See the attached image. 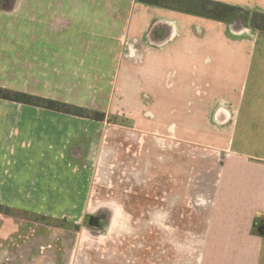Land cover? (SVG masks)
<instances>
[{"label": "crops", "instance_id": "0c3cea01", "mask_svg": "<svg viewBox=\"0 0 264 264\" xmlns=\"http://www.w3.org/2000/svg\"><path fill=\"white\" fill-rule=\"evenodd\" d=\"M211 1L264 14V0ZM261 34L248 25L137 0H0V88L41 92L49 62H55L59 76L71 78L66 84L104 83L111 92L151 94L152 108L167 109L166 123H157L168 131L150 136V197L140 200L137 185L135 198L125 202L132 207L127 215L140 219L137 210L148 204L160 220L166 206V220L184 224L174 232L170 226V237L193 236L192 222L198 220L193 213L200 214V264H264V235L258 233L264 225ZM117 77L120 89L113 86ZM127 78H136L130 85L135 89L128 90ZM253 84L258 96L249 95ZM15 105L35 108L0 99V190L32 183L55 188L78 178L80 165L70 160L93 156L94 136L82 141L78 132L67 130L53 147L45 132L33 134L30 119L16 129L15 111L9 112ZM138 144L136 160L142 159ZM132 150L126 147L125 157ZM193 154L200 157L194 184ZM209 156L211 162L202 163ZM208 175L213 181L205 185ZM194 189L202 190L197 210ZM9 199L0 204L15 202Z\"/></svg>", "mask_w": 264, "mask_h": 264}, {"label": "rangeland", "instance_id": "374dc122", "mask_svg": "<svg viewBox=\"0 0 264 264\" xmlns=\"http://www.w3.org/2000/svg\"><path fill=\"white\" fill-rule=\"evenodd\" d=\"M262 50L260 45L257 54ZM257 64L255 61V72ZM57 72L55 62H49L48 84L33 95L103 112L106 118L103 122H95L37 108L10 107V116L15 111L16 129L23 120L30 119L33 134L45 132L53 147L60 145L67 130H73L79 133L82 141L87 135L94 136L95 149L93 156L81 157L83 160L79 163L70 160L73 166L80 165L77 167L80 175L73 181L58 182L55 188H41L32 183L26 189L0 190L1 201L9 198V201H15L12 205L0 204L2 208L13 210L10 214L0 213V264H200L201 252L196 236L202 227L200 214L193 213V218H198L192 222L193 236L181 232L180 236L170 237V226L174 232V228L184 224L167 221L166 206L160 210V220L158 215L153 216L148 204L137 210L142 213L140 219H130L127 215L132 207L126 203L135 198L133 193L137 185L140 200L150 197V136L152 132L168 131L167 125L157 123H166L167 109L152 108L149 93L111 92L104 83L93 86L66 84L71 78L59 76L61 73ZM127 80L128 90L135 89L130 85L136 78ZM117 81L118 77L113 86ZM256 90L253 84L249 95L258 96L260 91ZM135 133L147 137L140 139L138 136L137 139ZM136 144L142 159L139 156L136 160ZM126 147L133 149L128 157L124 155ZM164 151L161 160L167 156ZM192 156L194 184L200 157ZM210 160L209 156L202 163H210ZM163 169L161 167V174ZM212 179L208 175L205 185ZM200 192V189L193 190L195 210L200 206ZM90 216H99L100 226L88 225ZM153 231L159 236H152Z\"/></svg>", "mask_w": 264, "mask_h": 264}, {"label": "trees", "instance_id": "16d2710c", "mask_svg": "<svg viewBox=\"0 0 264 264\" xmlns=\"http://www.w3.org/2000/svg\"><path fill=\"white\" fill-rule=\"evenodd\" d=\"M137 2L174 9L224 23L248 25L264 33V14L250 13L242 8L220 2L211 0H137ZM0 99L96 122H103L106 118L105 113L83 106L3 88H0ZM12 212L11 208L0 206V213Z\"/></svg>", "mask_w": 264, "mask_h": 264}, {"label": "water", "instance_id": "95a60500", "mask_svg": "<svg viewBox=\"0 0 264 264\" xmlns=\"http://www.w3.org/2000/svg\"><path fill=\"white\" fill-rule=\"evenodd\" d=\"M94 220V222L92 223V221ZM97 224V219H93L92 217L90 218L89 220V225H92V226H96ZM258 233L260 235H264V225H261L259 228H258Z\"/></svg>", "mask_w": 264, "mask_h": 264}, {"label": "flooded vegetation", "instance_id": "af4514ba", "mask_svg": "<svg viewBox=\"0 0 264 264\" xmlns=\"http://www.w3.org/2000/svg\"><path fill=\"white\" fill-rule=\"evenodd\" d=\"M93 218V219H97V224H96V226H93V227H98V226H100V223L102 222L101 221V219H100V217L99 216H90L89 218H88V225H89V220H90V218ZM94 222V220L92 221V223ZM92 226V225H91Z\"/></svg>", "mask_w": 264, "mask_h": 264}]
</instances>
